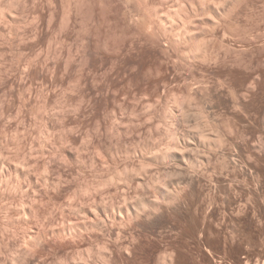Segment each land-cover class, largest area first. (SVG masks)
Instances as JSON below:
<instances>
[{
  "label": "rangeland",
  "instance_id": "rangeland-1",
  "mask_svg": "<svg viewBox=\"0 0 264 264\" xmlns=\"http://www.w3.org/2000/svg\"><path fill=\"white\" fill-rule=\"evenodd\" d=\"M197 2L0 0V264H264V0Z\"/></svg>",
  "mask_w": 264,
  "mask_h": 264
},
{
  "label": "bare ground",
  "instance_id": "bare-ground-1",
  "mask_svg": "<svg viewBox=\"0 0 264 264\" xmlns=\"http://www.w3.org/2000/svg\"><path fill=\"white\" fill-rule=\"evenodd\" d=\"M199 1H200V0H198V2H199ZM198 2H197V6L199 7V5L202 4V3H200V4L198 5ZM203 2L205 3V1H203ZM210 4H211V3H210ZM263 6H264V5H263ZM201 7H202V5H201ZM201 7H199V8H201ZM205 7H206V6H205ZM209 7H210V6H209ZM209 7H207V8H209ZM199 8H197V9H199ZM202 8L205 9L204 6H203ZM202 8L199 9V10H202ZM212 8H214V7L212 6ZM262 8H263V7H262ZM191 9H192V8H191ZM197 9H195V11H196ZM189 10H190V9H189ZM192 10H194V9H192ZM192 10H190V11L192 12ZM209 10H211V7L209 8ZM218 10H219V9H218ZM220 10L222 11V9H220ZM180 11H181V13H183V12H182V9L179 10V13H180ZM185 11H187V9H186ZM185 11H184V12H185ZM190 11H189V12H190ZM202 11H203V10H202ZM227 11H229V10H227ZM189 12H188V13H189ZM197 12H198V11H197ZM197 12H196V13H197ZM199 12H201V11H199ZM199 12H198V13H199ZM204 12H206V11L204 10L202 13H204ZM207 12H208V11H207ZM207 12H206V13H207ZM209 12H210V11H209ZM211 12H212V10H211ZM214 12L217 13L216 16H218V14H219V15L222 14V13H220V11H217V10H215ZM218 12H219V13H218ZM224 12H226V11H224ZM175 13H176V12H175ZM175 13H174L173 16H171V17H174L175 15H177L178 12H177L176 14H175ZM215 13H214V14H215ZM183 14H184V13H183ZM186 14H187V13H186ZM193 14H194V13H193ZM199 14H200V13H199ZM184 15H185V14H184ZM190 15H191V13H190ZM190 15H189V17H190ZM197 15H198V14H197ZM207 15H208V14H207ZM223 15H224V14H223ZM227 15H228V12H227ZM177 16H178V15H177ZM177 16H175L176 19H177ZM191 16H192V15H191ZM193 16H194V15H193ZM160 17H161V15H160ZM164 17H166V16H164ZM171 17H169V18H171ZM178 17L180 18V16H178ZM184 17H186V16H184ZM198 17H199V16H198ZM225 17H226V16H225ZM161 18H162V17H161ZM187 18H188V17H187ZM193 18H195V17H193ZM207 18H208V17H207ZM165 19H166V18H165ZM171 19L173 20V18H171ZM176 19H175V20H176ZM183 19H185V18H183ZM183 19L181 18L180 20H183ZM197 19H198V18H197ZM199 19H201V18H199ZM199 19H198V20H199ZM209 19H210V18H209ZM213 19H216L215 16L213 17ZM172 20H171V21H172ZM185 20H187V19H185ZM190 20L192 21L191 17H190L189 21H190ZM195 20H196V19H195ZM210 20H211L213 23H211L210 21H209V22L206 21V22H207V23H211L212 26H213V25L215 24L214 22H216V21H213L212 19H210ZM201 21H203V20H201ZM182 22H183V21H182ZM187 22H188V21H187ZM218 22H219V21H217V24H219ZM185 23H186V22H185ZM185 23L181 24L182 27L180 26L181 29H182V28L184 29V31H182V32L179 31V32H181L183 35L180 33L181 36L178 35V36H177V39H178V37H182V39H187V41L184 40L186 43H189L188 41H190V40H188V39H191V38H192V39H193V38L196 39V38L194 37V36H196V35L193 34V33L190 34L189 31H191L192 29L189 30L190 27H188V26H187L188 28L184 27V26L186 25ZM191 23H192V22H191ZM191 23L189 22L190 26H193V25L195 26V24L192 23L193 25H191ZM194 23H196V24L198 23V24H199V23H201V22L197 21V22H194ZM202 23L204 24L205 22H202ZM202 23H201V24H202ZM170 24L172 25L173 23L170 22ZM217 24H216V25H217ZM175 25H176V24H174V27H176ZM183 25H184V26H183ZM216 25H214V26H216ZM205 26H207V25H205ZM210 26H211V25H210ZM169 27H170V25H169ZM177 27L179 28V26H177ZM195 27H197V26H195ZM195 27H194V28H195ZM166 28H168V26H167ZM178 28H177V29H178ZM194 28H193V30H194ZM200 28H201V27H200ZM200 28L197 27V30H199ZM203 28H204V27H203ZM212 28H214V27H212ZM170 29H171V28H170ZM172 29H173V28H172ZM181 29H178V30H181ZM183 29H182V30H183ZM205 29H207V28H205ZM214 29H215V28H214ZM164 30H165V28H164ZM188 30H189V31H188ZM193 30H192V31H193ZM185 31H186V32L188 31V32H189V35H188V33H186V35H185ZM203 31H205V30L203 29ZM193 32H194V31H193ZM201 32H202V31H201ZM177 33H178V32H177ZM194 33H197V32H194ZM203 33H204V32H203ZM224 33H225V32H224ZM178 34H179V33H178ZM199 34H200V32H199ZM199 34H198V37H199L200 35H202V33H201L200 35H199ZM184 35H185V37H183ZM174 36H175V35H174ZM192 36H193V37H192ZM225 36H226V35H225ZM196 37H197V36H196ZM198 37H197V39H198ZM200 37H201V36H200ZM182 39H181V40H182ZM192 39H191V40H192ZM181 40H180V41H181ZM173 41H174V40H173ZM175 41H176V40H175ZM180 41H179V42H180ZM199 41L201 42V40H199ZM182 42H183V40H182ZM182 42H181V43H182ZM200 42H199V43H200ZM202 42H204V41H202ZM197 43H198V42H197ZM199 43L197 44L198 46L196 45V47H195V55L199 53L198 55H196V57L200 55V52H201V53L205 52L204 49H206V47H207L205 44H203V43L199 44ZM177 45H178V44H177ZM181 45H182V44H181ZM204 45H205L206 47H205L204 49H202V47H204ZM201 49H202V51H201ZM189 50H190V49H189ZM207 50H208V49H207ZM206 52H207V51H206ZM185 54H186V53H185ZM187 54H188V53H187ZM187 54H186V55H187ZM191 55H192V54H191ZM195 55H194V57H195ZM201 55H202V57H203V56H207L206 53H205V55H203V54H201ZM201 55H200V58H201ZM184 56H185V55H184ZM189 56H190V52H189ZM189 56H188V57H189ZM194 57H193V58H194ZM186 58H187V57H186ZM205 58H206V57H205ZM205 58H204V59H205ZM207 58H208V57H207ZM208 59H209V58H208ZM201 60H203V58H202ZM203 61H204V60H203ZM206 61H207V60H206ZM194 77H195V75H194ZM192 78H193V77H192ZM209 139H210V138H206V139H205V140H206V143H208V140H209ZM205 140H204V141H205ZM211 140H212V137H211ZM211 140H209V141H210V144L215 143V141H216V142H220V141H217L216 139H213L212 141H214V140H215V141L211 143ZM218 140H219V139H218ZM208 144H209V143H208ZM210 144H209V145H210ZM218 144H219V143H217L216 145H218ZM212 145H214V144H212ZM167 152H168V151H167ZM166 154H168V153H166ZM166 154H164V155H166ZM164 155H163V156H164ZM167 156H168V155H167ZM162 158H164V157H162ZM165 158H166V156H165Z\"/></svg>",
  "mask_w": 264,
  "mask_h": 264
}]
</instances>
